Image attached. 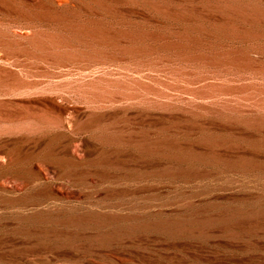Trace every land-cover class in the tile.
<instances>
[{"label": "rangeland", "instance_id": "obj_1", "mask_svg": "<svg viewBox=\"0 0 264 264\" xmlns=\"http://www.w3.org/2000/svg\"><path fill=\"white\" fill-rule=\"evenodd\" d=\"M53 1L0 0V264L264 254V0Z\"/></svg>", "mask_w": 264, "mask_h": 264}, {"label": "bare ground", "instance_id": "obj_2", "mask_svg": "<svg viewBox=\"0 0 264 264\" xmlns=\"http://www.w3.org/2000/svg\"><path fill=\"white\" fill-rule=\"evenodd\" d=\"M49 3H50V6L52 7V5L54 4V1L53 0H49ZM47 6V5H46ZM245 38H248L249 37V35H245L244 36ZM201 46V45H200ZM199 47V46H198ZM251 53H250V51H248V52H242V51H240V52H238V54H236V56H231L230 58L231 59H233V60H235V61H238V62H241L244 66H250V64H251V55H250ZM258 55L260 56L259 57V60H260V62L264 65V51H261V52H259L258 53ZM251 61V62H250ZM239 165V164H238ZM85 180H86V178H85ZM264 194V193H263ZM253 196L254 195V193H240V192H237V193H233V194H231V198L233 199V200H237V198H246L247 196ZM261 196V195H260ZM246 226V225H245ZM245 226H242L241 228H242V230H244V231H246L247 233H255V234H264V231L263 230H260V231H258V230H256V231H253V230H251V228L252 227H250V228H246ZM240 227H239V229H241ZM210 233L212 232V230H208ZM207 231V232H208ZM227 237L228 238H231L230 240H225V241H223V243L224 244H226V245H232V244H235V245H237V246H242L243 248H249L247 245H245V243H244V241L242 242V241H239V240H235V237H234V235L233 234H228L227 235ZM240 237V236H239ZM232 238H234V239H232ZM241 238V237H240ZM258 243H262V242H258ZM251 246V245H250ZM246 251V250H245ZM168 258H170V259H177V258H182V256L181 255H179V254H177V253H175V252H173V253H166L165 254ZM222 259L224 258V257H221ZM215 260H217V258H215ZM223 260H225V261H229L230 262V264H264V262L263 263H261V261L262 260H264V254H258V255H255V254H250L249 256H247L246 258H245V260L248 262H245V260H244V258H238V257H236V256H231V257H229V258H225V259H223ZM215 264H219V263H215Z\"/></svg>", "mask_w": 264, "mask_h": 264}]
</instances>
